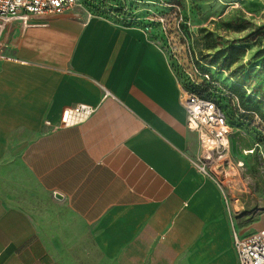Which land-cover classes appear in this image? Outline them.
Segmentation results:
<instances>
[{
  "label": "crops",
  "instance_id": "crops-1",
  "mask_svg": "<svg viewBox=\"0 0 264 264\" xmlns=\"http://www.w3.org/2000/svg\"><path fill=\"white\" fill-rule=\"evenodd\" d=\"M113 5L0 31V264H238L232 231L247 237L264 216L239 229L225 168L207 176L192 163L182 76L159 27L144 30L161 8ZM77 104L94 110L58 128ZM229 138L235 155L236 139L264 130L235 125Z\"/></svg>",
  "mask_w": 264,
  "mask_h": 264
},
{
  "label": "rangeland",
  "instance_id": "rangeland-1",
  "mask_svg": "<svg viewBox=\"0 0 264 264\" xmlns=\"http://www.w3.org/2000/svg\"><path fill=\"white\" fill-rule=\"evenodd\" d=\"M84 1L85 5H100L111 11L114 3L122 5L124 2L131 13L140 5L157 6L163 2L167 7L158 6L168 16L172 14L168 5H177L187 23L195 50L212 74L226 86L234 88L248 107L264 115V0ZM121 5L115 10L119 11ZM170 39L174 38L168 36ZM232 118L230 124L246 127V123L235 121L234 115ZM237 140L234 155L229 138L226 158L230 165L225 167L222 185L228 192L230 214L236 226L248 230L264 216V155L260 154V149L254 148V141L239 143ZM261 150L264 151V144ZM200 153L199 144L197 155ZM214 173L219 176L218 172Z\"/></svg>",
  "mask_w": 264,
  "mask_h": 264
},
{
  "label": "built area",
  "instance_id": "built-area-1",
  "mask_svg": "<svg viewBox=\"0 0 264 264\" xmlns=\"http://www.w3.org/2000/svg\"><path fill=\"white\" fill-rule=\"evenodd\" d=\"M85 2L84 0H0V31L12 18L27 20L29 15L61 14L67 8L84 6ZM158 5L167 7L163 2ZM168 7L172 11L171 15L158 13L154 20L144 26V30L150 32L152 24H156L164 36L168 57L174 62L184 83L180 101L186 112L187 126L199 136L201 153L192 160V163L203 174L212 176L214 172L221 171L225 167L229 168L230 165L229 159L226 158L229 137L232 134L228 111L235 116L249 114L250 125L261 130H264V118L257 112L242 109L237 93L212 74L209 66L202 61L195 50L179 7L175 4H170ZM120 10L119 12L127 16L132 14L129 6L124 2ZM168 36L174 39L168 40ZM93 110L94 108L87 104L65 107L61 111L57 127L69 128L81 124ZM45 124L49 125V122L46 121ZM261 144L256 141L254 148L260 149V154L264 155ZM232 239L238 264H264V229L247 237H240L232 231Z\"/></svg>",
  "mask_w": 264,
  "mask_h": 264
},
{
  "label": "trees",
  "instance_id": "trees-1",
  "mask_svg": "<svg viewBox=\"0 0 264 264\" xmlns=\"http://www.w3.org/2000/svg\"><path fill=\"white\" fill-rule=\"evenodd\" d=\"M230 88L235 93H237L234 88H232V87H230ZM237 95L239 96L238 93H237ZM239 100H240V105H241V107H242L243 110L257 112L262 118H264V115H262L258 110L248 107L247 104L242 100V98L240 96H239ZM228 115H229L228 121H229V124H230L231 123L230 120L233 119L232 118V115H234V114L231 111H228ZM234 117H235V121H240L242 123L244 122V123H246V127H249V128L252 127L253 128V126H251L249 124V120H250V117H251L249 114H242V115H239V116H235L234 115ZM230 125L233 127L236 124H230ZM240 125H243V124H240ZM258 142H261L262 143V142H264V139H259Z\"/></svg>",
  "mask_w": 264,
  "mask_h": 264
},
{
  "label": "water",
  "instance_id": "water-1",
  "mask_svg": "<svg viewBox=\"0 0 264 264\" xmlns=\"http://www.w3.org/2000/svg\"><path fill=\"white\" fill-rule=\"evenodd\" d=\"M54 197L57 198V199H60L61 198V195L58 194V193H54Z\"/></svg>",
  "mask_w": 264,
  "mask_h": 264
},
{
  "label": "bare ground",
  "instance_id": "bare-ground-1",
  "mask_svg": "<svg viewBox=\"0 0 264 264\" xmlns=\"http://www.w3.org/2000/svg\"><path fill=\"white\" fill-rule=\"evenodd\" d=\"M247 153V152H246Z\"/></svg>",
  "mask_w": 264,
  "mask_h": 264
}]
</instances>
